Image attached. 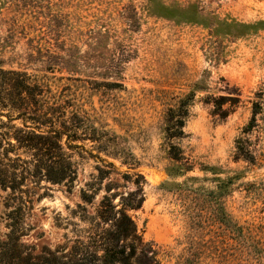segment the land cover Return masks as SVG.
Listing matches in <instances>:
<instances>
[{"label": "rangeland", "instance_id": "rangeland-1", "mask_svg": "<svg viewBox=\"0 0 264 264\" xmlns=\"http://www.w3.org/2000/svg\"><path fill=\"white\" fill-rule=\"evenodd\" d=\"M0 66L70 86L132 154L133 170L100 156L143 175L129 214L162 264H264V0H0ZM185 108L183 135L167 138L169 111ZM85 149L72 188L36 189L23 238L35 254L69 235L99 164Z\"/></svg>", "mask_w": 264, "mask_h": 264}, {"label": "trees", "instance_id": "trees-1", "mask_svg": "<svg viewBox=\"0 0 264 264\" xmlns=\"http://www.w3.org/2000/svg\"><path fill=\"white\" fill-rule=\"evenodd\" d=\"M82 105L68 85L53 89L23 70L0 66V264H162L163 249L143 239L129 214L144 201L143 175L119 172L100 156H119L133 170L132 154ZM256 114L252 111L245 132L252 130ZM186 117V108L169 111L167 138L183 135ZM86 142L95 150L88 155L99 164L79 188V202L67 223L69 235L54 249L35 254L23 238L33 229L27 220L36 189L42 183L72 188L77 179L74 152H86ZM235 143L243 156L251 155L241 138ZM169 153L175 161L184 160L175 145Z\"/></svg>", "mask_w": 264, "mask_h": 264}]
</instances>
